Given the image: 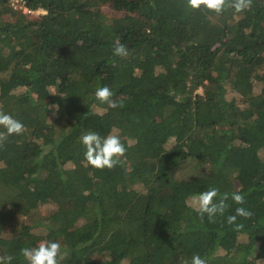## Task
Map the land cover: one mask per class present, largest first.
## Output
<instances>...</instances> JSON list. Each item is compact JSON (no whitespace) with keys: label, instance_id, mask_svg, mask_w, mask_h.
<instances>
[{"label":"trees","instance_id":"obj_1","mask_svg":"<svg viewBox=\"0 0 264 264\" xmlns=\"http://www.w3.org/2000/svg\"><path fill=\"white\" fill-rule=\"evenodd\" d=\"M14 2L0 0V110L25 129L0 145V256L27 264L20 250L47 240L60 264L264 261V0L239 14L186 0ZM103 86L123 107L95 99ZM88 130H118L121 163L87 166ZM213 187L229 199L209 222L188 198ZM237 207L253 213L239 231L227 223Z\"/></svg>","mask_w":264,"mask_h":264},{"label":"clouds","instance_id":"obj_2","mask_svg":"<svg viewBox=\"0 0 264 264\" xmlns=\"http://www.w3.org/2000/svg\"><path fill=\"white\" fill-rule=\"evenodd\" d=\"M253 0H186V6L191 10H204L206 12L220 14L226 7H230L235 13L239 14L251 8ZM118 46L113 49V55L121 58L128 56V50L123 44L117 42ZM94 97L100 104H106L110 108L123 107L122 103H117L113 99L112 90L107 87H98ZM53 107H56L55 105ZM0 145L11 135L23 133L24 124L13 116L0 110ZM80 143L84 151V161L86 165L95 170H111L121 163V158L125 156L126 147L121 141L118 130L110 131L107 135L101 136L99 133L88 130L80 136ZM219 197L218 202L216 198ZM229 194H220L215 187L206 191L194 194L188 198V202L193 211L203 220L205 215L209 222H214L217 215H223L228 205L226 201ZM231 200L237 205L244 203V196L239 192L231 194ZM253 213L244 208L237 207L233 215L227 217L228 225H235V230L243 228V224L237 223V218H251ZM20 254L27 264H60L63 259L61 245L58 242L42 240L35 247H25L20 250ZM11 256H0V264H11ZM189 264V262H185ZM190 264H207L205 258L200 255H193Z\"/></svg>","mask_w":264,"mask_h":264},{"label":"rangeland","instance_id":"obj_3","mask_svg":"<svg viewBox=\"0 0 264 264\" xmlns=\"http://www.w3.org/2000/svg\"><path fill=\"white\" fill-rule=\"evenodd\" d=\"M13 2H14V0H13ZM14 4H15V2H14ZM39 12H41V11H39ZM73 205H75V204L69 203L65 206V210L67 213H70L72 211V209L74 207ZM54 209H55V207L49 206V205L39 206L37 209L30 212V214L28 216H26L25 223L27 225H31V226L37 225L38 223H40L43 220V218L48 217L50 215V212ZM33 231L37 232V234H39V235H42L40 233L43 232V229L41 227H39L37 230H33ZM257 264H264V261H259Z\"/></svg>","mask_w":264,"mask_h":264}]
</instances>
